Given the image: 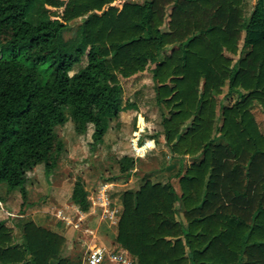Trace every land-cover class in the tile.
Returning <instances> with one entry per match:
<instances>
[{
  "label": "trees",
  "instance_id": "1",
  "mask_svg": "<svg viewBox=\"0 0 264 264\" xmlns=\"http://www.w3.org/2000/svg\"><path fill=\"white\" fill-rule=\"evenodd\" d=\"M115 1L46 0L61 11L31 23L33 0H0V187L25 199L28 172L48 177L68 121L101 145L123 110L119 79L157 54L165 143L190 163L178 192L145 179L122 193L115 243L136 264H264V133L252 112H264V0H147L149 41L142 7ZM78 19L81 39L66 48ZM65 243L31 220L19 239L0 222V264H81L62 257Z\"/></svg>",
  "mask_w": 264,
  "mask_h": 264
},
{
  "label": "rangeland",
  "instance_id": "2",
  "mask_svg": "<svg viewBox=\"0 0 264 264\" xmlns=\"http://www.w3.org/2000/svg\"><path fill=\"white\" fill-rule=\"evenodd\" d=\"M45 1L33 0L25 20L37 23L61 11L46 5ZM132 1L142 7V20L136 26L142 29L141 37L149 41L152 37L147 25V0ZM254 1L250 0L249 5ZM122 3L117 0L113 6L120 8ZM81 24L80 19L70 23L62 39L66 48L79 43ZM155 43L158 45V41ZM149 59L150 64L143 73L119 79L123 110L110 122L101 145L90 149L91 128L79 136L68 121L57 129L64 151L48 177L42 165L28 172L25 199L17 191L8 193L0 187L3 199L0 222L13 228L17 239L22 222L31 220L64 237L62 257L80 260L83 264L87 251L94 246L125 251L115 243L123 192L136 190L145 179L170 182L179 191L176 175L190 160L173 157L165 143L161 126L165 110L156 102L153 78L158 56ZM252 112L264 133V112L258 107ZM121 167L126 170L122 172Z\"/></svg>",
  "mask_w": 264,
  "mask_h": 264
},
{
  "label": "built area",
  "instance_id": "3",
  "mask_svg": "<svg viewBox=\"0 0 264 264\" xmlns=\"http://www.w3.org/2000/svg\"><path fill=\"white\" fill-rule=\"evenodd\" d=\"M106 262L110 264H136L125 251L109 250L97 246L90 248L83 259V264H105Z\"/></svg>",
  "mask_w": 264,
  "mask_h": 264
}]
</instances>
